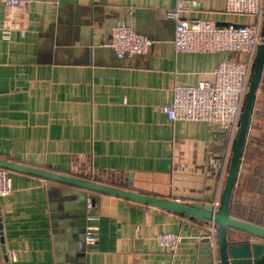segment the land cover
Masks as SVG:
<instances>
[{
    "label": "crops",
    "instance_id": "1",
    "mask_svg": "<svg viewBox=\"0 0 264 264\" xmlns=\"http://www.w3.org/2000/svg\"><path fill=\"white\" fill-rule=\"evenodd\" d=\"M184 1L183 18L218 27L252 21L227 13L225 0ZM175 3L29 0L11 8L0 1V159L190 205L218 200L226 131L169 119L161 106L175 84L212 80L221 60L245 56L176 52L168 17ZM121 23L152 41L147 52L119 57L105 45ZM257 82L234 218L264 226V71ZM8 171L13 189L0 196V264H8L6 253L10 264H218L205 239L207 222ZM88 225L96 227L90 244ZM161 232L183 236L175 251L156 243Z\"/></svg>",
    "mask_w": 264,
    "mask_h": 264
},
{
    "label": "built area",
    "instance_id": "2",
    "mask_svg": "<svg viewBox=\"0 0 264 264\" xmlns=\"http://www.w3.org/2000/svg\"><path fill=\"white\" fill-rule=\"evenodd\" d=\"M11 8L25 6L29 0H0ZM263 0H225V11L235 15H245L252 21L238 26L218 27L210 20L183 18L184 0H176L175 7L168 12L174 22L173 48L176 52H230L243 53L245 58L221 60L214 69L212 80H202L195 85L175 84L171 100L161 106V110L172 120H199L222 127L227 134V147L224 152L220 176L227 171L232 142L239 125V115L243 107L248 87L251 64L257 45L261 43V30L264 21ZM10 37V30L5 31ZM152 41L136 33L126 24L116 25L106 46L112 48L119 57L147 52ZM13 189L9 171L0 167V196L8 195ZM214 208L218 200L212 202ZM93 205H87V218L92 217ZM96 227L88 225L84 243L97 240ZM217 227L208 222L205 239L210 245L213 259L217 255ZM179 232L157 233L155 240L159 246L175 251L182 241ZM12 256V255H11ZM9 258V256H8Z\"/></svg>",
    "mask_w": 264,
    "mask_h": 264
},
{
    "label": "water",
    "instance_id": "3",
    "mask_svg": "<svg viewBox=\"0 0 264 264\" xmlns=\"http://www.w3.org/2000/svg\"><path fill=\"white\" fill-rule=\"evenodd\" d=\"M261 35V43L256 53L255 67L248 82L243 107L239 115L238 129L236 130L232 142L231 155L225 174L224 185L216 208H214L212 204H185L172 199L159 198L135 191L120 189L93 180L38 169L3 159H0V167L7 170L29 172L52 181L127 198L132 201L179 213L200 222L208 223L213 221L217 227L216 244L218 264H264V226L232 218L228 214L229 198L236 182V173L238 172L243 153L254 92L260 72L264 67V21ZM229 229L246 233L248 236L242 237L237 234L230 235L228 232ZM5 257L7 263L10 264L7 253Z\"/></svg>",
    "mask_w": 264,
    "mask_h": 264
},
{
    "label": "trees",
    "instance_id": "4",
    "mask_svg": "<svg viewBox=\"0 0 264 264\" xmlns=\"http://www.w3.org/2000/svg\"><path fill=\"white\" fill-rule=\"evenodd\" d=\"M264 71V67L262 68L261 70V73ZM234 187H235V184L233 186V189H232V192H231V196L229 198V205H228V214L230 217L234 218V213H235V210H234V206H235V198H234ZM88 190V189H87ZM89 191H92V192H97V191H93V190H89ZM98 193H101V192H98Z\"/></svg>",
    "mask_w": 264,
    "mask_h": 264
},
{
    "label": "rangeland",
    "instance_id": "5",
    "mask_svg": "<svg viewBox=\"0 0 264 264\" xmlns=\"http://www.w3.org/2000/svg\"><path fill=\"white\" fill-rule=\"evenodd\" d=\"M256 55H257V54H255V57H254V60H253V62H252V66H251V70H252V72H253V69H254V67H255ZM236 175H237V173H236Z\"/></svg>",
    "mask_w": 264,
    "mask_h": 264
}]
</instances>
